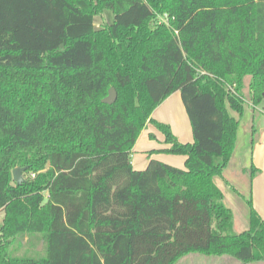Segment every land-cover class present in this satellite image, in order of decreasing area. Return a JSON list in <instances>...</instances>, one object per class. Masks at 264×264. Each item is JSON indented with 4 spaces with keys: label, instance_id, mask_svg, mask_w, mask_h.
Instances as JSON below:
<instances>
[{
    "label": "trees",
    "instance_id": "trees-1",
    "mask_svg": "<svg viewBox=\"0 0 264 264\" xmlns=\"http://www.w3.org/2000/svg\"><path fill=\"white\" fill-rule=\"evenodd\" d=\"M108 10L113 22L96 29ZM246 77L258 106L264 0H0V264L264 263V220L250 200L249 229L236 233L216 183L236 150ZM177 92L193 143L152 118ZM148 124L185 169H134ZM17 168L36 177L20 185ZM25 236L45 251L16 255Z\"/></svg>",
    "mask_w": 264,
    "mask_h": 264
},
{
    "label": "rangeland",
    "instance_id": "rangeland-1",
    "mask_svg": "<svg viewBox=\"0 0 264 264\" xmlns=\"http://www.w3.org/2000/svg\"><path fill=\"white\" fill-rule=\"evenodd\" d=\"M114 20V14L111 11H106L102 16H98L95 19V28L100 29L103 25L110 24ZM166 20V17L160 18V21ZM251 78L246 77L244 79V99L246 104V112L241 119V125L238 133V143L236 151L232 157V160L225 170L222 178H217L216 183L223 191L225 196V204L232 209L234 213V229L236 233H242L249 229V213L250 208L248 201L252 200V182L250 173L247 176L242 175V170L246 165H250L251 154L253 149L252 134L250 133V126L255 121L258 128H264V101L262 104L256 106L253 101V95L250 87ZM181 98V97H180ZM183 104V103H182ZM172 112L178 113V102H173ZM186 113V111H185ZM189 132L192 136L191 124L189 121ZM187 143V138H184ZM157 144L159 142L157 141ZM162 145L167 147V144L163 142ZM171 156V155H170ZM176 156V155H172ZM25 181L27 179H33L36 174L24 173ZM254 205V204H253ZM3 212H0V223L3 220ZM43 243V245H42ZM42 245L41 253L45 251V242L33 240L30 236L19 238L15 241L13 246L14 252L19 256H30ZM177 264H243L240 261L230 257H213L205 256L201 254H190L182 258ZM250 264H264V263H250Z\"/></svg>",
    "mask_w": 264,
    "mask_h": 264
},
{
    "label": "crops",
    "instance_id": "crops-1",
    "mask_svg": "<svg viewBox=\"0 0 264 264\" xmlns=\"http://www.w3.org/2000/svg\"><path fill=\"white\" fill-rule=\"evenodd\" d=\"M180 97V92L173 94L154 111L152 118L157 122L169 125L180 142L185 143L186 141H184V138H187V143H193V133L192 136L191 134H188L190 119L187 112L185 113L186 109L184 104H182L183 101ZM175 100L178 102V113L172 112V105ZM250 128V133L253 137L251 162L249 167L246 165L241 173L242 175L247 176L252 168L257 169V173L251 181L252 199L255 210L264 220V128H258L255 121H253ZM157 141L159 144H157ZM163 142L166 143L165 135L154 125L148 124L145 130L141 133L132 151V164L134 169L137 171L145 170L151 160H158L168 165L185 169L187 157L159 153L160 150L168 147H164L165 145H162Z\"/></svg>",
    "mask_w": 264,
    "mask_h": 264
},
{
    "label": "water",
    "instance_id": "water-1",
    "mask_svg": "<svg viewBox=\"0 0 264 264\" xmlns=\"http://www.w3.org/2000/svg\"><path fill=\"white\" fill-rule=\"evenodd\" d=\"M117 92L114 88H111L110 91H109V95L103 100V102L107 105H113L116 103L117 101ZM27 170V168H17L13 171V178H14V181L18 184H23L25 182V179L23 177L25 171ZM43 245V243H42ZM42 245L41 247L39 248V251L42 250Z\"/></svg>",
    "mask_w": 264,
    "mask_h": 264
}]
</instances>
